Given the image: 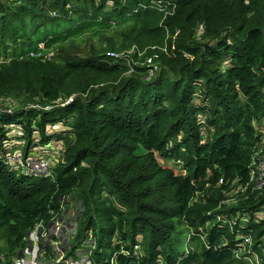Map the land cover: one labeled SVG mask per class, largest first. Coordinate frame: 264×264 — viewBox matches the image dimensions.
<instances>
[{"label":"trees","instance_id":"1","mask_svg":"<svg viewBox=\"0 0 264 264\" xmlns=\"http://www.w3.org/2000/svg\"><path fill=\"white\" fill-rule=\"evenodd\" d=\"M111 30L154 76L79 55ZM263 135L264 0H0V264L62 217L90 264H264ZM52 148L49 178L17 165Z\"/></svg>","mask_w":264,"mask_h":264},{"label":"rangeland","instance_id":"2","mask_svg":"<svg viewBox=\"0 0 264 264\" xmlns=\"http://www.w3.org/2000/svg\"><path fill=\"white\" fill-rule=\"evenodd\" d=\"M102 36H104L105 39H102ZM108 38L110 40H114L118 48L124 47V49H122L121 52L114 53L116 55L114 59L122 58L125 60L128 66H132L133 62L138 64V62H136L137 60L134 59L135 56H138V60H142L143 66H147L150 77L154 76L155 71L159 70V63L156 62L157 58L154 56L147 57L146 55L149 48L142 50L137 46L126 47V44L124 43L125 40L127 39L125 31H118V30L106 31V32H102V34H100V37H94L92 34H88L86 36H83L82 40H79V41L76 40V43H74V46H76L77 48H81V50L79 51L80 56H86L87 54H89L92 47L98 49L102 45L106 46L107 43H109ZM43 51H45L44 43L41 44V48L39 47V52H43ZM133 72L134 70H131L130 73H133ZM12 140H13V143H15V145H17V143L20 145L21 141L19 139L17 140L12 139ZM262 140H263L262 144L264 145V135L262 137ZM262 151H264V149L260 148V152ZM18 152L19 150L16 151L17 156H18L17 154ZM260 156H262V154H260ZM41 157L48 159V161L50 162L52 166V170H54L56 163L59 159L57 152H55V149L52 148L50 152H48L46 155H41ZM162 165L164 167L175 170L177 174L181 173L179 169L173 166V163L164 162L162 163ZM70 229L71 227L70 225H68L67 228L65 230H62L61 234L58 235L56 238H53V240L43 239L42 243H45V246H50L53 249L54 256H55L53 263L52 261L48 262L46 256H43V255L39 256V248L35 247L36 243L34 241L33 236L29 238L30 241L29 240L27 241L28 246L26 247V249L22 253H20V260L18 262L24 264L26 262L33 261L32 259L35 256L33 264H62L63 262L69 261L71 258H72L71 260L72 262L70 264H89L90 263L89 259L85 257V255H87V253L89 252L87 249L84 250L85 252H83L82 249H80L79 252L76 253L74 257H69L67 253L68 248L64 244L68 243L67 233L69 232ZM184 239H187V235L184 236ZM72 243L74 244V241H72ZM77 255L80 259H77Z\"/></svg>","mask_w":264,"mask_h":264},{"label":"built area","instance_id":"3","mask_svg":"<svg viewBox=\"0 0 264 264\" xmlns=\"http://www.w3.org/2000/svg\"><path fill=\"white\" fill-rule=\"evenodd\" d=\"M41 48V45H40ZM111 58H115V54H109ZM32 56H39L36 54H32ZM120 59V58H117ZM264 149V147H261ZM262 154V156H260ZM17 165L24 171H26L30 176L33 177H39V178H49L53 174L52 166L48 159L43 158L41 156H34L30 158L29 160L22 161L19 160ZM251 179L254 181L256 186L260 189L264 186V151L260 152V149L256 151L255 159L252 165V173H251ZM68 208V206H66ZM68 222L65 217H62L61 219H58L54 221L48 229L43 228H36L34 233L30 234L28 236V240L30 241V237L33 236L35 243L41 242L44 240H53V238H56L58 235L61 234L62 230H65L68 226ZM27 240V241H28ZM246 243H250V239L246 240ZM35 244V246H36ZM35 257V256H34ZM33 257V261H34ZM70 259L67 262H63L62 264H70L72 261ZM33 261L26 262L24 264H33ZM19 264H23L20 263ZM90 264V263H89Z\"/></svg>","mask_w":264,"mask_h":264},{"label":"bare ground","instance_id":"4","mask_svg":"<svg viewBox=\"0 0 264 264\" xmlns=\"http://www.w3.org/2000/svg\"><path fill=\"white\" fill-rule=\"evenodd\" d=\"M20 170V169H19ZM26 172V171H25Z\"/></svg>","mask_w":264,"mask_h":264}]
</instances>
